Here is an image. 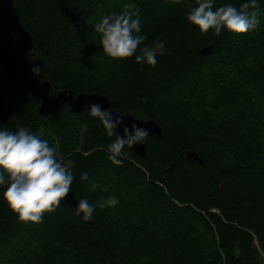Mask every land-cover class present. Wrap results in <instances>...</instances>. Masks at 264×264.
<instances>
[{
  "label": "trees",
  "instance_id": "1",
  "mask_svg": "<svg viewBox=\"0 0 264 264\" xmlns=\"http://www.w3.org/2000/svg\"><path fill=\"white\" fill-rule=\"evenodd\" d=\"M15 1L37 49L29 62L40 66L37 77L52 84V96L106 95L118 113L156 121L164 137L147 139L145 158L125 148L123 165H113L114 138L87 109L41 116L40 102L21 81H8L0 65L10 119L0 129L29 128L58 158L73 160L78 200H119L97 207L90 221L61 201L33 224L19 220L3 197L7 185L0 186V264H263L264 0H257L256 29L219 36L187 21L195 0ZM229 2L247 0H215L214 7ZM125 3L141 10L145 45L165 42L155 66L107 57L97 36L91 44L102 11L113 5L119 13ZM208 46L213 51L203 55ZM191 152L203 165L186 160Z\"/></svg>",
  "mask_w": 264,
  "mask_h": 264
},
{
  "label": "clouds",
  "instance_id": "2",
  "mask_svg": "<svg viewBox=\"0 0 264 264\" xmlns=\"http://www.w3.org/2000/svg\"><path fill=\"white\" fill-rule=\"evenodd\" d=\"M173 3L179 5L183 0H173ZM214 4L215 0H195L194 6L189 5L191 10L186 19L202 34L212 30L219 36L222 30H227L243 35L257 28L260 15L257 0H247L239 7L230 2L218 7ZM140 11L137 5L125 3L121 12L104 15L94 25V31L107 57L125 60L135 56L137 63L155 66L157 50L163 54L165 42L157 43L154 48L144 44L146 36L141 34ZM32 72L39 75L40 66L34 65ZM86 109L91 117L100 121L106 135L114 138L108 145V158L113 165H123L121 157L125 148L146 144L150 137L145 128L136 124L124 126L123 135L117 134L116 129L123 124L124 116L113 109L104 110L96 103ZM74 166L73 160L58 158L56 148L29 128L20 126L15 132L0 129V186L7 185L3 197L21 222L39 224L45 213L56 211L72 191ZM81 179L87 180L88 174L83 173ZM91 187L94 190L100 186L91 182ZM118 203L115 196H108L98 204L81 198L73 211L84 221H90L97 207L112 208Z\"/></svg>",
  "mask_w": 264,
  "mask_h": 264
},
{
  "label": "water",
  "instance_id": "3",
  "mask_svg": "<svg viewBox=\"0 0 264 264\" xmlns=\"http://www.w3.org/2000/svg\"><path fill=\"white\" fill-rule=\"evenodd\" d=\"M212 51L213 46H208L201 53L209 55ZM36 55L37 49L33 37L21 23L16 1L0 0V65L5 69L8 81H21L31 96L40 102L38 113L41 116L57 115L64 107H69L74 113L81 115L92 103L101 105L104 110L113 109L117 112L114 109L113 100L100 93L76 95L71 90H64L52 96V84L49 81L39 80L37 75L32 72L33 64L29 62V58ZM113 114L115 115V113ZM123 116V124L116 129L117 134L123 135L124 126L131 127L132 124H136L138 127L145 128L150 136L161 139L164 137L163 129L156 121L138 119L130 114ZM9 122L4 100L0 95V123ZM131 151L138 157L145 158L147 145H134ZM184 156L188 161H197L203 165V160L195 152L187 153ZM64 203L72 211L77 207L78 199L73 191L65 197ZM78 217L83 220L81 216Z\"/></svg>",
  "mask_w": 264,
  "mask_h": 264
},
{
  "label": "rangeland",
  "instance_id": "4",
  "mask_svg": "<svg viewBox=\"0 0 264 264\" xmlns=\"http://www.w3.org/2000/svg\"><path fill=\"white\" fill-rule=\"evenodd\" d=\"M122 3V2H121ZM110 10H109V12H108V14H110V13H112V12H115V8H114V6L113 5H111L110 6V8H109ZM118 11H120V8H118L117 9ZM122 11V10H121ZM104 15H107V13L105 12H103L102 11V15H100V17L98 18V22L100 21V19L104 16ZM93 31H94V27H93ZM96 36H97V38H98V43H100V41H99V35L97 34V33H95V31H94V34L91 36V44L93 43V45H96L97 44V39H96ZM89 38H90V36H89ZM90 62V61H89ZM88 68V67H87ZM231 70V69H230ZM259 115H262V111L259 113ZM212 118V117H211ZM258 127H259V125H257ZM263 128H264V126H263ZM5 256H7V257H11V256H13V254H9V255H5ZM261 260H262V262H263V264H264V252H261Z\"/></svg>",
  "mask_w": 264,
  "mask_h": 264
}]
</instances>
